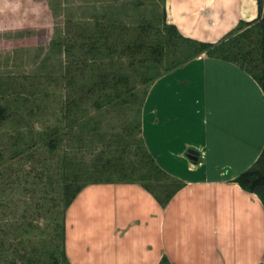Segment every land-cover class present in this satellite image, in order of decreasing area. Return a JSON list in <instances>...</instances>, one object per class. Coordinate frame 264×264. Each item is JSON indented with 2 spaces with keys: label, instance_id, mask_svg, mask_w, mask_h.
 <instances>
[{
  "label": "crops",
  "instance_id": "obj_1",
  "mask_svg": "<svg viewBox=\"0 0 264 264\" xmlns=\"http://www.w3.org/2000/svg\"><path fill=\"white\" fill-rule=\"evenodd\" d=\"M166 0L167 21L218 43L264 17V0ZM142 136L181 188L168 204L139 183L92 184L70 205V264H264V203L236 179L264 153V88L203 54L149 88ZM190 151L198 154L190 156Z\"/></svg>",
  "mask_w": 264,
  "mask_h": 264
},
{
  "label": "rangeland",
  "instance_id": "obj_2",
  "mask_svg": "<svg viewBox=\"0 0 264 264\" xmlns=\"http://www.w3.org/2000/svg\"><path fill=\"white\" fill-rule=\"evenodd\" d=\"M164 17V0H0V103L11 101L12 111L21 110L16 121L11 119L0 127V148L8 149L7 157L13 144L18 148L33 145L43 134L61 127L65 98L69 95L77 98L78 88L84 82H93L89 72L84 77L81 71L76 73L75 88H64L43 78L48 74L57 77L64 70L67 58L60 46L56 47L59 41L71 35L79 37L80 43L83 32L87 29L91 33L98 21L122 22L129 29L122 38L133 40L142 33L138 28L143 22L151 20L157 29H162ZM118 34L112 35L113 42L120 40ZM83 52L77 48L76 57ZM174 54L177 52L168 49L165 65L156 68H147L145 64L130 68V58L123 56L121 71L130 76L131 89L138 98L124 93L121 100L110 103L104 99L105 95H114L110 87L96 93L92 99H99L101 108L92 106L94 100L85 106L93 117L91 127L87 131L80 125L73 132L65 129L72 136L65 147L76 166L81 163L91 166L98 155H103L127 165L146 166L149 171L142 132L137 128L144 94L149 88L142 80L163 72ZM105 65L104 68L114 70L113 66ZM21 87L24 94L37 89L26 105L21 97L17 96L18 101L16 96L4 93L6 89ZM123 100L127 103H122ZM77 114L81 117L83 112ZM17 136L21 137L18 141ZM83 139L89 142L86 144ZM52 156L49 147L40 142L32 154L16 160L13 171L9 172L7 165L0 169V264H54L55 259L65 264L61 228H57L63 220L62 206L53 207L54 198L63 193V178L53 171L41 172L46 164H58L61 156ZM161 178L164 184L170 183L163 175ZM101 179L118 180L120 176L106 174ZM149 185L157 188L156 184Z\"/></svg>",
  "mask_w": 264,
  "mask_h": 264
},
{
  "label": "trees",
  "instance_id": "obj_3",
  "mask_svg": "<svg viewBox=\"0 0 264 264\" xmlns=\"http://www.w3.org/2000/svg\"><path fill=\"white\" fill-rule=\"evenodd\" d=\"M165 1L166 0H164V3ZM259 2L261 7L262 1L260 0ZM163 26L162 29H157L153 21L143 22L138 28L142 33L133 40H126L122 37L125 33L129 32V29L122 22L98 21L93 25L91 33L87 32V29L83 32V36H81L83 38H81L80 43L79 37L76 38L71 35L63 39V41H59L56 47L60 46L62 55L67 58L64 70H62L61 75L57 77L54 74H48L43 76V78L56 82L64 88L74 87L77 71H81L84 77H86V72H89L91 74L90 78H94L95 80L93 79L91 84L84 82L83 85L78 88L80 95L77 98L71 97L70 95L65 98L61 111V127L54 128L51 133H47V135L43 134L40 137V141L33 145L27 144L24 147L18 148L17 145L13 144L14 147L11 149L12 153L9 157H7L8 149L6 147L0 148V169H2V167L5 168L7 165L8 167L6 168L9 172L13 171V166L15 162H17L16 160L21 161L25 156L32 154L40 142L49 147L51 155H53L52 157L61 156L58 164L54 162V165L51 163V166L46 164L41 169V172H43V170H46V172L53 171L56 174L59 173L63 178L61 182L63 193L54 198L53 207L54 209H60V206H62L63 220L61 225H58L57 228H61L62 252L65 264H70L66 256L64 245L66 213L70 205L84 188L99 183H139L148 191L152 192L163 205H166L182 186L181 183L172 179L156 163L155 159L148 151L144 139H142V144L145 148V154L150 161L149 171H146V166L137 167L135 165H127L120 161L117 162L111 157L106 158L103 155H98L91 166H88L87 163H81L76 166L71 159L68 147H65V143L70 141L71 139L69 138L72 137L71 133L69 134L65 129H69L73 132V129L80 125L84 131H87L91 127L93 117L85 106L94 100L92 106L95 109L101 108V101L97 98L92 99L98 91L110 87L114 95L104 96V99L110 103L115 100L117 102L121 100L124 93H128V96H135L136 99L138 98L134 95L133 89H131L130 76L121 71L124 64L122 63L123 56L130 58V68H134L137 65L142 66L144 64L147 68L150 66L156 68L160 64L165 65L166 61L164 63V58L168 49L177 52V54H174L176 56L172 57L169 65H166L163 72L158 73L155 77H145L142 80V84L148 85L149 88L164 74L171 72L203 54L211 58L222 59L237 64L264 88V17H260L253 22H240L230 34L218 43H205L185 37L175 25L168 23L166 9ZM90 28L88 27V30H90ZM116 33H119L120 40L113 42L112 35ZM77 48L81 52L84 51L81 57H76ZM99 60L102 63H98ZM149 61L150 63H154L150 65L148 64ZM104 63L113 66L114 70L111 69L110 71L104 68ZM28 79L29 78H27V80ZM84 81H86V79ZM31 85H33V83H31ZM149 88L144 94L141 109H143ZM36 91L37 89L34 87V90L24 94V88L21 87L19 89H13V91H11V89H6L4 93L6 95L16 96L17 100V96L21 97L23 99L22 104L26 105L30 102V98L36 95ZM10 102H6V104L0 103V127L11 121V119L16 121V115L21 111L20 109L12 111L11 108L13 105H11ZM122 103L125 104L127 102L123 100ZM77 112H83L82 116L78 117ZM137 128L142 132L141 119L137 123ZM20 136L23 137V134ZM17 137L18 139L16 140L18 141L21 137ZM29 140H34V136H31ZM83 142L87 144L89 141L88 139H83ZM114 173H117L120 179H106L101 181V178L106 174ZM162 175L168 179L170 183L164 184L161 178ZM236 182L246 191L256 193L264 203V153L251 168L236 179ZM149 183L156 184L155 186H157V188L154 190ZM54 264H60L59 260L55 259ZM162 264H168V261L164 260Z\"/></svg>",
  "mask_w": 264,
  "mask_h": 264
},
{
  "label": "water",
  "instance_id": "obj_4",
  "mask_svg": "<svg viewBox=\"0 0 264 264\" xmlns=\"http://www.w3.org/2000/svg\"><path fill=\"white\" fill-rule=\"evenodd\" d=\"M189 154L192 157L193 155H197L198 153L196 151H190Z\"/></svg>",
  "mask_w": 264,
  "mask_h": 264
}]
</instances>
